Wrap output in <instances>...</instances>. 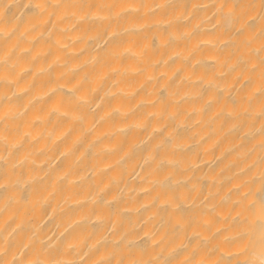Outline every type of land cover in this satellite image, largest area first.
<instances>
[{"label": "bare ground", "instance_id": "1", "mask_svg": "<svg viewBox=\"0 0 264 264\" xmlns=\"http://www.w3.org/2000/svg\"><path fill=\"white\" fill-rule=\"evenodd\" d=\"M0 264H264V0H0Z\"/></svg>", "mask_w": 264, "mask_h": 264}]
</instances>
